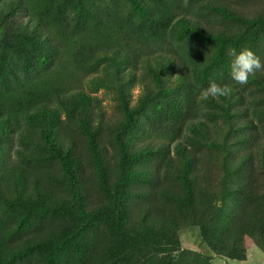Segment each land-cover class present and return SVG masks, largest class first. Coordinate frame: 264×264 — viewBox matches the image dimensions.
Here are the masks:
<instances>
[{"label":"rangeland","instance_id":"obj_1","mask_svg":"<svg viewBox=\"0 0 264 264\" xmlns=\"http://www.w3.org/2000/svg\"><path fill=\"white\" fill-rule=\"evenodd\" d=\"M176 1L184 7L190 5L189 0ZM204 1L215 10L204 7L205 18L201 22L210 30L207 34L219 36L221 44H226L219 61L221 65L226 62L228 73L223 84L230 85L232 93L217 100V107L210 109L212 118L206 117L205 111H198V104L185 116L190 121L187 127L203 118L204 127L196 138L190 137L187 128L179 134L163 127L146 134L151 125L148 115L161 113L179 86L188 83L185 74L180 73L173 84H167L170 94L152 101L144 115L140 113V126L136 129L133 124L128 129L127 141L125 136L122 140L116 136L126 125L123 105L141 112L144 98L149 91L156 93L161 81L168 80L171 67L165 76L158 71L149 75L145 67L140 69L139 73L158 78L159 82L133 80L119 96L100 89L106 82L94 87L82 85L74 79V63L62 46L67 42L76 46L75 40L86 35L87 41L111 48L116 41L118 46L123 42L117 39L118 35L113 36L109 30L94 31L96 21L92 20L90 26L86 16L82 18L86 24L82 23L80 30L89 34H73L68 30L73 27H68L72 23L67 16L58 17L59 7L51 11V0H0V68L6 70V82L1 84L5 90H0V194L9 190L8 167L19 163L14 153L18 147L16 138L21 133L25 139L32 136L41 141L48 129L50 111H54L53 119L64 124L62 141L75 147L69 164L56 159L26 164L30 179L39 180L34 183L37 192L29 189L22 197L13 196L17 203L14 207L0 202V243L8 244L15 253L24 252L14 259V264H264V161L257 157L264 152V71L246 86L235 84L230 76L233 49L239 52L251 48L264 62V0ZM103 2L95 0L94 8ZM13 4L21 5L18 14L8 21L2 19L4 7ZM94 8L90 10L96 14ZM217 10L241 15L250 23L243 22L238 27ZM191 12H198L194 3ZM28 22L34 26V40L21 30ZM49 32L55 34L54 69L47 68L51 59L47 49L41 55L30 54V60L36 63L25 69L29 58L15 54L14 45L25 51L28 45L39 47L42 33ZM236 37L240 38L236 45L228 43ZM17 67L24 71L18 81L14 74ZM77 86H84L89 93L98 87L93 96L98 98L104 116L93 117L102 121V130L96 136L97 157L88 137L75 124L77 118L66 119L83 114L77 107L67 115L63 105L67 91ZM183 87L184 97L193 98V90H185L188 85ZM7 94L8 98L1 97ZM19 96L24 97V108L19 112L21 125L14 120L9 123ZM5 116L7 122L2 123ZM26 117L30 124H25ZM94 119L88 134L96 133ZM188 136L192 146H187ZM258 144L262 151L256 155ZM168 145L170 152L164 156L162 151ZM183 153L191 161L189 165L179 160ZM126 160L128 164L122 166ZM121 167L127 169L124 174ZM66 173L74 175L70 186L62 184ZM116 188L121 197L118 206L112 208L110 197ZM14 229L16 233L10 232ZM32 245L40 249L27 253Z\"/></svg>","mask_w":264,"mask_h":264},{"label":"trees","instance_id":"obj_2","mask_svg":"<svg viewBox=\"0 0 264 264\" xmlns=\"http://www.w3.org/2000/svg\"><path fill=\"white\" fill-rule=\"evenodd\" d=\"M153 1V2H152ZM190 5L184 7L183 5L177 3L176 0H105V2L98 5L94 8L95 0H51V11H53L56 6L58 17L65 14L68 18V21H71V25L68 27H73L70 30L73 34H89L85 29L80 30L83 23L82 18L86 16V22L91 26V21H96L94 24V31L99 30H109V33L113 36L118 35V40L123 41L120 43L123 47L112 45L111 48L102 47L101 45L86 40V35L80 36L75 40L74 45L71 43L64 44L62 47L66 51V55L71 57L72 63H74L73 72L74 79L84 85L92 84L93 87L96 83L102 84L100 89H105L110 92H115L119 94L125 93L129 88V85L133 80H136L138 83L149 82L150 84L156 80L159 82L158 78L149 77L142 72L139 73V70H143L144 67L148 70L149 75L159 72V75L165 76L168 74L167 70L170 66V76L166 82H162L156 89V93H149L144 98V103L141 106V112L137 108H129L128 104L125 109L122 107V113L125 116L126 125L123 130L116 133V136L123 139V136L126 137L128 141L130 137L129 128L134 124L136 129L139 128V116L140 113L143 115L148 110V106L151 105L152 101L160 99V97H165L169 95V90L167 89V84H173L177 77L180 76V73L185 74V80L188 83H184L179 86V90L175 92V95L170 98V101L167 106V103L163 105V110L158 115H148L147 120L151 123L150 129L146 131L152 132L161 129L168 128V131L173 133H180L181 130L187 128L188 134L191 138H196L201 134V131L204 125H201L203 118H198L197 121H194L191 125L190 121L185 119V116L191 113V110L195 108L196 104L199 105L198 111H205L204 115L208 118H212L213 114L210 112L212 107H217V99L209 98L204 99L201 95V92L208 87L211 81H216L217 83L223 84L226 81L224 76L227 75V67L224 64H220V56L222 51L226 47V44H221L219 41V36L207 34L208 27H204L201 20L205 18L204 7H208L210 11L215 10L212 6L209 7V3L204 0H189ZM87 2V3H86ZM4 3V2H3ZM194 3V6L197 5L198 12L192 13L191 7ZM5 4V3H4ZM3 4V5H4ZM21 8L20 4L10 5V7H4L1 12L2 19L8 21V19H13L19 12ZM91 8H94L96 14L91 13ZM190 8V9H189ZM186 10V12L184 11ZM55 11V10H54ZM223 16L232 20L234 24L238 27L250 23L249 20L244 19L241 15H235L231 12H225V10H217ZM63 12V13H61ZM61 13V14H60ZM52 17L50 13L49 18ZM242 21V24H241ZM86 23H83V25ZM89 26V27H90ZM248 26V25H247ZM251 26H255V23H251ZM33 25L28 22V25L21 27L22 32L26 37H29L34 40L32 32ZM35 29V28H34ZM81 31V32H80ZM95 32V33H96ZM117 33V34H116ZM49 33H42L40 41L41 44L39 47H34L28 45L25 47V51L21 46L14 45L15 54L29 58L30 54H35L36 52L41 55L43 50H49L51 59L47 65L48 69H54V61L56 60L54 55V44H55V34L49 35ZM48 35L50 37H48ZM73 36V35H72ZM95 34H93L94 38ZM238 37L231 38L228 43L236 45L238 42ZM92 41V40H90ZM74 46L75 49L72 47ZM126 47V49H125ZM33 48V50H31ZM46 51V52H47ZM131 54H134V57H131ZM155 61V66H154ZM157 61H159L160 66H157ZM23 62V61H22ZM36 61L30 60V58L25 62V69H31L35 66ZM3 62L0 61V65ZM159 67L161 69H159ZM6 70L0 68V90H5V87H2V82L5 81ZM24 71L22 67L15 74V79L18 81L19 74ZM184 85H188L185 90L192 91L190 94L194 95L193 98L188 100L184 97L182 89ZM8 87L11 85H7ZM17 88H21L17 85ZM94 92H86L84 86H77V88L67 91L65 96V104L67 115L71 111H75L77 107H80L83 114L79 116H73L66 119H73L75 124L78 123V128H80L82 133H85L89 139L92 151H95V157H97L98 144L96 142V136L102 130L101 125L102 121L94 119L93 117L98 116V119L103 117V112L100 109L99 100L97 97L93 96V93L98 91L97 88H93ZM10 93V91H9ZM63 93V98H64ZM61 96V93H60ZM1 97L8 98V94ZM225 98V97H221ZM220 98V99H221ZM3 99V100H4ZM23 96H19L14 103L16 111L11 116V121L15 123H20L21 119L19 112L23 111ZM198 99L199 102L197 103ZM188 100V101H187ZM9 102V99H7ZM189 102L188 104H185ZM215 107V108H216ZM11 111V110H9ZM8 111V112H9ZM28 111V109H27ZM119 109V113H120ZM197 111V112H198ZM198 114V113H197ZM9 115V114H8ZM54 111H50V120L46 122L48 129L43 132L41 135V141L34 140V137L28 136L26 139L23 134L16 138L18 144L17 150L14 153L17 155L19 163L13 164L8 167L6 176L8 181L9 190L5 193L0 194V202L5 201L9 204L10 207H14L17 203L13 199V196L19 198L24 196L23 194L32 189L31 192H37V187L34 185L38 179H35V182L32 181L28 175L30 171L25 165L34 163V160H47L53 162L55 159L69 164L72 162L71 157L74 150L73 145H67L65 141H62V129L64 124L53 119ZM154 120H150L152 118ZM66 117V116H65ZM2 123H6L8 116H5ZM97 121L95 125L96 133L88 134V127H91L92 121ZM46 120V119H45ZM30 124V119L26 117L25 124ZM68 124V123H67ZM69 125V124H68ZM71 125V124H70ZM69 125V126H70ZM92 128V127H91ZM52 130V131H51ZM123 131V135L122 132ZM230 136V134H227ZM190 137L187 138V146H192ZM153 138V136L151 137ZM64 139V137H63ZM69 139V138H68ZM75 140H73L74 142ZM72 142V140H71ZM70 142V143H71ZM76 144V141L74 145ZM124 145V144H123ZM94 146V147H93ZM171 145H168L162 155H168L170 152ZM180 146H184L180 144ZM179 146V147H180ZM261 145H257L255 148V154H261ZM40 157H44L40 159ZM187 157L184 153L179 154V160L184 163V160L187 161L184 164L189 165L191 161L187 160ZM259 159L264 161V152L263 156H257ZM132 158V157H131ZM130 158V163L133 158ZM211 161H213V156H211ZM24 164H23V163ZM123 165H127V160L122 162ZM126 167H121L123 174L126 172ZM102 170V169H101ZM105 172L104 170H102ZM253 173V171L251 172ZM65 179H63L62 184H69L73 182L74 175L72 173H66ZM206 176V175H205ZM207 177V176H206ZM70 182V183H69ZM118 187V186H117ZM186 188V185L184 186ZM105 190L107 186L103 185ZM207 190V189H206ZM206 190L203 192L205 193ZM109 193V192H108ZM107 193V194H108ZM36 195V194H34ZM120 190L118 188L114 189L110 197V203L112 208H116L120 202ZM17 202H20L17 200ZM166 209V208H163ZM169 220L165 219V222ZM3 231V230H2ZM16 233L15 229L10 230V232ZM4 238V237H3ZM1 242V241H0ZM8 244L0 243V264H14V259L22 257L24 252H16L12 248L6 246ZM35 248H39L38 245H32L27 248V253L34 251ZM43 248V247H42ZM41 248V249H42ZM40 249V248H39ZM54 250V248H52Z\"/></svg>","mask_w":264,"mask_h":264},{"label":"clouds","instance_id":"obj_3","mask_svg":"<svg viewBox=\"0 0 264 264\" xmlns=\"http://www.w3.org/2000/svg\"><path fill=\"white\" fill-rule=\"evenodd\" d=\"M233 57L230 64L231 80L240 86H246L251 78H254L258 72L264 71V62L257 53L251 48H244L237 52L233 49L230 52ZM233 88L228 84L211 81L201 95L204 99H220L229 96Z\"/></svg>","mask_w":264,"mask_h":264}]
</instances>
